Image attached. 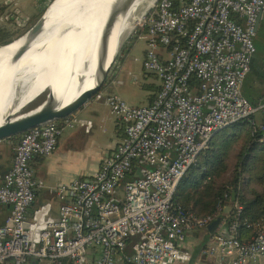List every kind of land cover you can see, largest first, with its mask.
<instances>
[{
    "label": "built area",
    "instance_id": "2783aa9c",
    "mask_svg": "<svg viewBox=\"0 0 264 264\" xmlns=\"http://www.w3.org/2000/svg\"><path fill=\"white\" fill-rule=\"evenodd\" d=\"M263 13L264 0H156L136 31L146 46L142 69L160 82L154 100L134 107L97 93L92 100L120 123L123 140L95 172L41 198L31 218L35 192L46 185L35 180L29 162L54 152L62 127L49 123L21 136L10 169L0 171V205L9 207L0 225V264H118L130 238L131 264H187L188 235L220 217L201 257L264 264V227L242 243L236 224H226L229 214L198 217L174 206L179 182L215 133L246 121L264 143V100L251 104L241 92ZM0 23L24 31L30 21L15 0H0ZM224 227L231 240L220 235Z\"/></svg>",
    "mask_w": 264,
    "mask_h": 264
},
{
    "label": "bare ground",
    "instance_id": "6f19581e",
    "mask_svg": "<svg viewBox=\"0 0 264 264\" xmlns=\"http://www.w3.org/2000/svg\"><path fill=\"white\" fill-rule=\"evenodd\" d=\"M64 1L58 0L50 7L45 32L17 62H13V56L23 41L0 48V124L5 115L15 113L43 90L52 93L54 102L61 108L92 89L98 65H109L122 40L140 23L144 12L156 0H144L135 11L136 2L125 18L118 17L104 50L102 39L107 34L102 32L103 26L110 9L124 0H74L66 12L61 10ZM99 13L102 20L90 28L91 20ZM88 28L92 37L88 32L80 41L74 42V38ZM78 62L81 64L79 70ZM76 71L79 77L70 88Z\"/></svg>",
    "mask_w": 264,
    "mask_h": 264
},
{
    "label": "crops",
    "instance_id": "0c3cea01",
    "mask_svg": "<svg viewBox=\"0 0 264 264\" xmlns=\"http://www.w3.org/2000/svg\"><path fill=\"white\" fill-rule=\"evenodd\" d=\"M264 22V13L261 16L258 29ZM256 36V35H255ZM255 39V37H254ZM143 42V41H142ZM144 43V42H143ZM145 45V43H144ZM132 48V47H131ZM146 46L142 48V60L144 57ZM130 50V49H129ZM119 62L116 70L109 74L108 79L102 90L103 94H115L119 96L124 102L128 95L135 93L139 85V76H136L133 71L125 63V58ZM134 60H137L136 58ZM141 60V62H142ZM132 62V61H131ZM256 63V51L250 64V71L242 82L241 92L242 95L250 94L253 99L249 100L251 104H257L264 100V70L258 71L253 76ZM142 64V63H141ZM125 73V75H124ZM154 77L152 74H143L142 79L147 77ZM155 78V77H154ZM156 79V78H155ZM160 87V82L146 83L142 87L147 92L143 95L144 105H137L134 102L127 103L134 107H144L150 105L154 100L156 93ZM260 116L256 117V121H260ZM71 122L72 126L67 127L65 124ZM82 122H89L90 127L87 130L85 126L81 125ZM62 133L58 139L56 149L49 156L41 157L34 156L29 166L32 170L33 177L40 185H46V188H40L35 192V204L32 205L28 211V216L31 218L37 207L38 201L41 198L49 197L53 194V189L57 186L68 184L71 180L78 177H86L95 172L101 165L102 160L113 151L123 140L124 130L120 123L111 115L109 109L101 102L91 100L79 111L72 114L66 120H63ZM17 143L12 141L0 142V171L1 173L7 172L12 164L14 156V147ZM96 150V155L93 159L87 160L86 151L91 152ZM231 211L230 207H226L223 211L224 215H228ZM9 214V207L0 205V225L3 224L5 218ZM205 231H196L188 235V245L194 244L195 248L199 250L204 249L208 243L209 238H204ZM195 234V235H194ZM194 248V249H195ZM190 249V252L194 251ZM131 253L129 254V256ZM126 257L125 260L118 264H131ZM28 260L26 264H30ZM38 264H50L46 261L39 262ZM207 264L206 260L201 257V252L198 255L197 263Z\"/></svg>",
    "mask_w": 264,
    "mask_h": 264
},
{
    "label": "trees",
    "instance_id": "16d2710c",
    "mask_svg": "<svg viewBox=\"0 0 264 264\" xmlns=\"http://www.w3.org/2000/svg\"><path fill=\"white\" fill-rule=\"evenodd\" d=\"M16 34L0 27V46L12 41ZM136 35L133 39H137ZM62 121L57 122L59 127ZM253 127L243 121L213 136L201 153L200 162L179 182L174 196V206L179 212L198 217L219 211L224 216L223 210L230 207L225 221L228 225L236 224L235 237L242 243L248 242L258 227H264V143L259 141V131ZM21 136L6 141L18 143ZM235 206L241 208L239 213ZM204 231V238H210L212 232L208 228ZM133 242L134 238L126 241L125 257L131 253ZM205 260L207 264L213 262Z\"/></svg>",
    "mask_w": 264,
    "mask_h": 264
},
{
    "label": "water",
    "instance_id": "95a60500",
    "mask_svg": "<svg viewBox=\"0 0 264 264\" xmlns=\"http://www.w3.org/2000/svg\"><path fill=\"white\" fill-rule=\"evenodd\" d=\"M58 0H51L47 6L44 8L42 13L38 16V18L33 22L30 23L29 26L22 31V33L15 38L14 40L10 41L9 43L0 46V48H4L6 46H9L17 41H23L22 45L16 50L14 56H13V62H17L30 48V46L45 32V24H46V14L50 7ZM78 1V0H77ZM74 0H66L64 1L63 6L61 7L62 11H65L68 9L69 6H72ZM137 2L135 5V11L136 9L139 8L141 2H144V0H124V2L120 5H117L110 9L109 15L107 17V20L103 26L104 33L107 34V37L102 39V50L105 49L107 40L109 38V35L111 33V30L115 23L117 22V18L120 16H123V18L126 17L128 14V11L130 8ZM151 8V7H150ZM148 8L144 14L143 17L147 14V12L150 10ZM134 11V12H135ZM142 17V18H143ZM258 22V26L260 23ZM99 20H102L101 14H97L92 20H91V25L90 28L95 24L99 23ZM137 27V26H136ZM135 27V28H136ZM134 28V29H135ZM133 29V30H134ZM89 32L88 30L82 34L78 35L76 38H74V42L80 41L81 38L84 37ZM105 34V36H106ZM131 34V33H130ZM129 34V35H130ZM89 36L92 37L90 32L88 33ZM104 35V34H103ZM129 35L122 40L120 43L118 50L116 54L112 57L109 65L107 67L104 66H99L98 65V73L96 77V82L95 86L84 92L82 95H80L77 99H75L73 102L69 103L68 105L58 108L57 104L54 102L52 93L48 92V90H43L40 92L37 96H35L32 100L24 104L21 108L18 109L15 113H9L5 115L3 122L0 124V142L6 141L7 139L21 136L27 131L34 129L36 127L44 126L49 123H55L59 122L61 120H65L69 118L72 114L75 112L79 111L83 106H85L87 103H89L92 98L101 91L103 88V85L105 83L106 77L108 75V72L114 63L123 42L129 37ZM106 58V56H105ZM77 68L78 70L81 69V64L80 62L77 63ZM76 69V67H75ZM79 72L76 71V74L73 76L71 79L70 83V88L74 85V81L79 77ZM81 74V73H80ZM10 76V75H8ZM6 79V78H5ZM62 78H60V81ZM5 81V80H4ZM1 86V85H0ZM40 97H43L41 103L37 105L36 107L32 108V104L38 100ZM228 128V127H227ZM226 129V128H224ZM223 130V129H222ZM220 130V131H222ZM219 131V132H220ZM218 133V132H217ZM215 133V134H217ZM214 134V135H215ZM222 218H217L215 219L207 228L213 232L220 222ZM220 235L223 236L226 239H232V237L228 234L227 227H224ZM203 249L199 250V247H196L194 251L191 252L189 261L187 264H195L197 263L198 255ZM39 261L36 259H32L30 261V264H38ZM67 264H72L68 262Z\"/></svg>",
    "mask_w": 264,
    "mask_h": 264
},
{
    "label": "rangeland",
    "instance_id": "374dc122",
    "mask_svg": "<svg viewBox=\"0 0 264 264\" xmlns=\"http://www.w3.org/2000/svg\"><path fill=\"white\" fill-rule=\"evenodd\" d=\"M50 1L51 0H15V6L20 10V12L26 18H28L30 23H33L38 18V16L42 13L44 8L47 6V4ZM0 27H5L11 33L16 32L18 34V35L16 34L17 36L14 35L12 40L17 38L23 31V30L20 31V29H18L17 26L13 23H0ZM136 31H137V27L131 32L129 37L123 42L122 47H121L114 63L112 64L109 72H108L106 80L108 79L109 74H112V72L116 70V65L118 67L119 62L122 61V59L126 56V54L129 53V55H127V57L125 58V63L129 67V68H126L127 72H128V70L133 71L134 74H136V76H139L140 81H139V85H137L138 88L135 90V93L130 92V94L128 95V99L125 98V101L127 103H129L131 101V102L136 103L137 105H144L145 102L143 100H140V99L143 98V95H145V93L147 91L145 89H143L142 87L144 86L145 83L147 85V83L151 84V82H156V80L159 82V80L153 74L152 75L156 79L154 77H151V76L147 77V79H142V75L146 74V72L143 71L142 66H141L142 48H144L145 45L141 40L133 39L134 35L136 34L135 33ZM253 44H254L255 51H256V63H255L256 65H255V70L253 73V76H254L258 73V71H261V69L264 70V22L262 23V25L258 29V32L256 33V36H255V39H253ZM135 58L137 60H134ZM148 74H151V73H148ZM124 75H125V73H124ZM106 80H105V82H106ZM244 97L248 102H249V100L253 99V97L250 96V94L246 95V93L244 94ZM42 99H43V97H40L38 100H36L31 105L32 108L39 105L41 103ZM109 154L106 157H108ZM95 155H96V150H91V152L86 151V156L88 158L87 160L93 159L95 157ZM198 162H200V156L197 160V163ZM194 244H192V245L189 244V248L194 249L195 248ZM64 262H65L64 264L68 263L67 261H64Z\"/></svg>",
    "mask_w": 264,
    "mask_h": 264
}]
</instances>
